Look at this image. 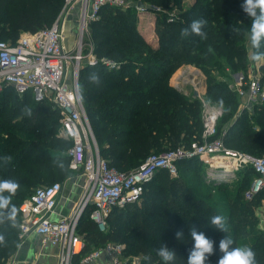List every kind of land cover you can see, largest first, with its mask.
Listing matches in <instances>:
<instances>
[{"label": "trees", "instance_id": "1", "mask_svg": "<svg viewBox=\"0 0 264 264\" xmlns=\"http://www.w3.org/2000/svg\"><path fill=\"white\" fill-rule=\"evenodd\" d=\"M122 1L131 6L100 8L89 31L97 63L83 64L78 74L79 96L99 155L108 166L129 172L149 155L200 141V99L170 84L185 65L203 74L206 98L222 111L215 137L228 148L264 156V102L241 107L231 78L241 73L245 83L248 68L255 63L249 59L255 50L249 39L251 19L241 8L243 0H192L188 6L185 0ZM138 3L156 15L154 45L137 26L134 6ZM62 6L63 0H0V41L15 43L21 33L49 27ZM195 19L207 21L202 29L206 39L195 34L181 37V30ZM102 60L114 67H105ZM260 62L264 84V60ZM91 73L98 74V84L89 80ZM59 119V111L50 103L34 102L11 87L0 92V180L12 179L20 185L11 199L17 208L15 218H9L11 205L0 209V264H6L18 245L21 202L35 188L72 175L67 155L71 143L58 136ZM6 155L12 157L9 163L3 159ZM253 176L246 167L228 181L209 179L203 162L185 159L177 163V176L159 170L143 185L138 201L113 207L105 231L90 219L91 206H87L76 234L84 240L86 253L109 242L119 243L124 245V257L139 258L138 264H165L157 255L164 244L176 254L170 264H187L194 243L189 232L195 227L215 242V252L205 264H217L223 255L219 241L226 236L233 241L231 247H250L256 264H264V230L256 214L264 190L251 200L244 195ZM216 215L225 218L226 233L211 225ZM177 231H183L182 239L176 238Z\"/></svg>", "mask_w": 264, "mask_h": 264}, {"label": "built area", "instance_id": "2", "mask_svg": "<svg viewBox=\"0 0 264 264\" xmlns=\"http://www.w3.org/2000/svg\"><path fill=\"white\" fill-rule=\"evenodd\" d=\"M77 3H80L77 36L74 47L69 50L64 46L62 21ZM104 6L127 9L131 4L122 0H63L60 13L49 27L21 33L15 43L0 41V92L11 87L17 94H28L34 102L50 103L59 111L58 136L71 143L67 151L68 168L71 174L84 178L79 202L67 217L56 221L50 219L62 183L35 188L19 205V240L35 234L40 237L42 245L57 246V264H98L102 254L108 258L109 264H138V258L135 262L124 257V245L119 243L109 242L86 253L84 240L76 234L78 220L87 206H91L90 219L97 225L104 224L113 207L138 201L143 185L159 170L177 176V163L182 160L196 157L209 168L230 174V178L237 171L250 167L254 176L245 191V199L251 200L264 190V156L228 148L220 137H215L217 120L221 116V110L216 106L204 107L200 141L149 155L129 172L109 167L100 157L79 96L78 74L83 64L93 66L97 63L88 31ZM134 7L138 15L147 13L143 7ZM154 9L158 11V8ZM101 62L107 68L114 67L110 61ZM260 78L259 69L255 67L245 83L239 78L233 84L239 97L246 98L243 107L264 102V84ZM257 217L259 219V213ZM259 228L264 230L260 219Z\"/></svg>", "mask_w": 264, "mask_h": 264}, {"label": "clouds", "instance_id": "3", "mask_svg": "<svg viewBox=\"0 0 264 264\" xmlns=\"http://www.w3.org/2000/svg\"><path fill=\"white\" fill-rule=\"evenodd\" d=\"M241 8L251 19L249 39L251 47L255 51L250 54L249 59L252 62H260L264 60V51H261V47L264 45V0H243ZM206 23L207 21L203 19L193 20L188 27L181 30V37L195 34L202 39H206L207 34L202 30ZM233 31L239 32V29L234 28ZM89 80L97 84L100 82V78L96 73H91ZM81 99H83L82 96ZM220 104H223V100L220 101ZM27 115H31L30 109H27ZM3 159L6 163H9L12 157L6 155ZM19 187V183L15 180H0V209H9L11 205L9 212L10 219H14L17 212V208L11 204V199ZM210 223L214 226V229L227 232L226 221L223 216H213ZM189 235L194 243L188 255L187 264H205L206 260L215 252V242L207 238L203 232H198L195 227L191 228ZM183 237V231L176 232L177 239H182ZM232 244L233 241L230 237L221 238L218 247L223 255L219 258L217 264H256L255 253L250 247L241 246L233 248L231 247ZM157 255L165 264H170L176 256L175 252L164 244L157 250Z\"/></svg>", "mask_w": 264, "mask_h": 264}, {"label": "crops", "instance_id": "4", "mask_svg": "<svg viewBox=\"0 0 264 264\" xmlns=\"http://www.w3.org/2000/svg\"><path fill=\"white\" fill-rule=\"evenodd\" d=\"M79 9H80V3H77L72 7L69 15L67 17L65 16L62 21L63 33H64V46L69 50L72 49L75 45V38L77 36V30H78ZM76 14H77V19H76ZM142 16H144V18L142 19L138 18L137 26L140 29V31L143 33L145 31V28L147 27V22L149 19H151V17H147L145 15ZM152 18L154 19V17ZM71 24L72 27H74L75 31L74 33L71 32L69 34L68 32L70 31L68 30V28ZM260 63L261 62L251 63L250 67L248 68V71L250 70V68L252 70L253 66L259 67ZM248 76H249V72H248ZM233 81L237 82L236 77H234V80H232V84H234ZM170 84L176 89V87L172 85L173 83L171 82V80H170ZM242 100L244 102L246 101V98H242ZM247 106L250 107V105ZM83 187H84V178L76 174H72L68 178L67 182L62 183L61 191L56 199L55 212L51 215L50 219L56 221L59 220V218H63L71 215L74 207L79 202V199L83 191ZM58 255H59V248L57 246L42 245L39 236L35 234H29L22 241L20 240L18 241V245L16 246L14 253L9 257L6 264H57ZM98 264H109V260L105 255L102 254L101 257L99 258Z\"/></svg>", "mask_w": 264, "mask_h": 264}, {"label": "rangeland", "instance_id": "5", "mask_svg": "<svg viewBox=\"0 0 264 264\" xmlns=\"http://www.w3.org/2000/svg\"><path fill=\"white\" fill-rule=\"evenodd\" d=\"M191 1L192 0H185L183 4L185 6H188V4ZM70 12H71V9L68 10V12L66 14V17L69 15ZM142 15H145L147 17H151V19H149L148 22H147V27L145 28V31L143 32L144 33L143 36L147 40V42H149L152 45H154L155 44L154 31H153L154 19L152 17L155 18L156 15H155V13H153L151 11H147V14L146 13H142V14H139V15L137 14L138 18H141V19L144 18V16H142ZM140 16H142V17H140ZM78 17H79V15H78ZM76 19H77V14H76ZM68 30L70 31V32H68L69 34L71 32L74 33L75 29H74V27H72V24L69 26ZM86 35H87V33H86ZM86 35H84V38H86ZM255 67L256 66H253L252 68L254 69ZM251 71L252 70L250 68V70L248 71L249 74H250ZM236 74H239V76H240L239 78H242L241 73H234L231 76L232 80H234V77H236L235 76ZM172 77H173L171 79V82L173 83L172 85H174L176 88H178L181 91L182 90L185 91L187 93V95L192 96V92L193 91H197V93L199 94V97H197V98L200 99V102L202 104V115H203V111L205 110L204 107H206V106H216V105L212 104V102L209 99L206 98V96L204 94V86H205V82L204 81H205V78H204L203 74L200 71H198L196 68H194V67H192L190 65H185V66H183V68L181 67L180 70L174 76H172ZM247 80H248V77H247ZM233 83L235 84L237 82L233 81ZM241 102H242L241 107H243L247 103V101H244L243 102L242 99H241ZM216 107H218V106H216ZM221 113H222V111H221ZM204 174L206 176H208V175H210V176H220V175H222L224 173H222V171L219 170V169H211L206 164H204ZM68 178L65 179L64 181L58 182V183H65V182H67ZM231 178L230 177L227 178V179L217 178L215 180H218V181H228ZM41 186H43V185H41ZM258 213H259L260 225H261L262 228H264V200L261 201L260 207L256 210V214H258ZM105 226L106 225H105V222H104V224H98L97 225V228L100 231H105L106 230V227ZM135 258L136 257H128V259L130 261H135V262L139 261V258L137 259V261H136Z\"/></svg>", "mask_w": 264, "mask_h": 264}, {"label": "water", "instance_id": "6", "mask_svg": "<svg viewBox=\"0 0 264 264\" xmlns=\"http://www.w3.org/2000/svg\"><path fill=\"white\" fill-rule=\"evenodd\" d=\"M137 5H138V7H143V5H142L141 3H138ZM239 77H240L239 74H236V80H238ZM176 89H177V88H176ZM178 91L182 92V93L185 94V95L187 94V93H186L185 91H183V90L181 91V90L178 89ZM192 96L195 97V98H197V97H198V93H197V91H193V92H192Z\"/></svg>", "mask_w": 264, "mask_h": 264}, {"label": "bare ground", "instance_id": "7", "mask_svg": "<svg viewBox=\"0 0 264 264\" xmlns=\"http://www.w3.org/2000/svg\"><path fill=\"white\" fill-rule=\"evenodd\" d=\"M230 173V172H229ZM229 175L230 174H228V173H224V174H222V175H220V176H212V178L211 179H217V178H221V179H227V178H229Z\"/></svg>", "mask_w": 264, "mask_h": 264}]
</instances>
